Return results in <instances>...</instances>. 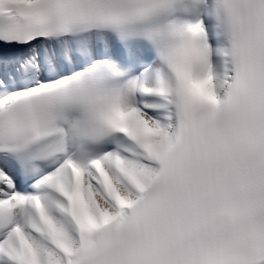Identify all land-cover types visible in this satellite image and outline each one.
Masks as SVG:
<instances>
[{
  "label": "snow or ice",
  "instance_id": "6c2138e0",
  "mask_svg": "<svg viewBox=\"0 0 264 264\" xmlns=\"http://www.w3.org/2000/svg\"><path fill=\"white\" fill-rule=\"evenodd\" d=\"M0 264H264V0H0Z\"/></svg>",
  "mask_w": 264,
  "mask_h": 264
}]
</instances>
